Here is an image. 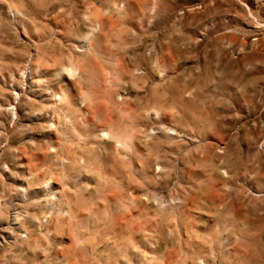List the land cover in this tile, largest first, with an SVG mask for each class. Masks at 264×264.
I'll return each instance as SVG.
<instances>
[{
  "label": "rangeland",
  "instance_id": "1",
  "mask_svg": "<svg viewBox=\"0 0 264 264\" xmlns=\"http://www.w3.org/2000/svg\"><path fill=\"white\" fill-rule=\"evenodd\" d=\"M0 264H264V0H0Z\"/></svg>",
  "mask_w": 264,
  "mask_h": 264
}]
</instances>
